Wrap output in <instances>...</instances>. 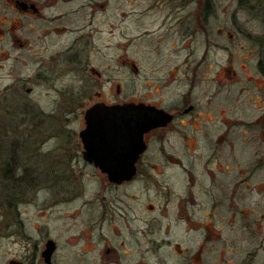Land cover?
I'll return each instance as SVG.
<instances>
[{
    "label": "flooded vegetation",
    "instance_id": "1",
    "mask_svg": "<svg viewBox=\"0 0 264 264\" xmlns=\"http://www.w3.org/2000/svg\"><path fill=\"white\" fill-rule=\"evenodd\" d=\"M204 3L207 14L210 5ZM111 5L0 0V95L9 118L4 122L0 116V125L6 133L22 134L19 144L26 150L32 145L56 150L59 135L70 137L61 157L53 154L55 164L94 168L105 187L114 189L111 200L85 208L81 230L25 232L26 244L7 264H264V188L256 180L264 170V142L254 145L251 159L244 158L248 148L233 142L227 112L211 109L212 95L206 100L210 110L193 95L195 68L189 72L186 34L178 33L186 2H148L131 9L138 18L130 34L131 57L121 52L126 16L119 3L112 10ZM167 6L170 11L155 18L162 19L155 30L141 27L139 19L153 7ZM168 23L177 41L161 48ZM148 38L156 41L147 53L159 57L152 64L156 68H145L139 58ZM261 38L264 44V30ZM104 48L117 53L116 73L107 76L112 64L100 62ZM169 54L175 56L171 63ZM257 64L264 73V61ZM123 68L133 83L128 95L122 94ZM75 98L82 102L76 109ZM125 105L131 107L92 111ZM140 131L144 150L134 173L111 178L101 164L119 166V153L133 147ZM255 134L261 139L264 131ZM161 173L164 190L155 202L137 184L159 182Z\"/></svg>",
    "mask_w": 264,
    "mask_h": 264
},
{
    "label": "rangeland",
    "instance_id": "2",
    "mask_svg": "<svg viewBox=\"0 0 264 264\" xmlns=\"http://www.w3.org/2000/svg\"><path fill=\"white\" fill-rule=\"evenodd\" d=\"M75 2H112L111 10L114 2L119 3L122 16H126L121 23V52H126V56L130 57L133 56L130 34L134 20L138 19H135L136 14L131 12V9H143L148 2H186L185 18L181 20L178 33L184 30L186 34L184 56L186 55V63L191 65L188 66L189 72L193 73L195 68L193 95L201 98V105L205 110H210L206 100L212 95L211 109L227 112L226 116L232 120L231 125L235 132L233 142L239 147L248 148L244 158H252L254 145L264 142L262 134L261 139L255 134L264 131V73H260L257 66L260 59L264 61V52L258 54L259 51H264L261 38L264 30V0H210L208 8L211 11L207 14L204 0ZM169 9V6L162 7L161 10L153 7L144 18L139 19V24L141 27L145 25L146 28L155 30L162 21L160 19L155 22V18L165 15ZM168 26L170 28L169 23ZM168 26L163 28L164 32L168 30ZM133 33L136 34V30ZM176 41V32L170 28L160 46L167 48L168 45L169 48ZM104 42H110L107 34ZM155 46L157 45L154 38H148L146 43L141 44L140 51L143 55L139 51V58L145 68L157 67L152 64L159 62V57L147 54L151 51L148 49ZM191 48H194V51ZM100 57V62H103L105 67L112 64V70L105 71L106 76L116 73V51L104 48V54ZM173 57L175 56L169 54L168 62L171 63ZM2 74L0 70V89L3 83ZM158 74L161 75V72ZM121 82L122 94H131L133 83L127 69H122ZM105 90L107 91L108 87H105ZM112 93H116L115 88ZM1 101L2 95L0 106ZM81 105L82 102L75 98V109ZM0 116L4 122L9 121L4 114L3 105L0 107ZM217 122L220 127L219 119ZM69 138L59 135L56 150L47 147L35 149L36 146L33 145L26 150L19 144H22V134L16 133L15 129L6 133L3 125H0V264H7L8 258L19 254L26 244L25 232L30 234L34 227L41 230L40 235L46 231L63 232L68 227L81 230L80 223L85 208L98 205L101 199L111 200L112 195L109 192L114 189L105 187L104 180L98 178L99 173L94 168L76 162L55 164L54 155L60 154L61 157L64 153L62 144L67 143ZM174 152L179 153V150ZM162 168L167 170L162 166L159 170ZM158 179L159 182L152 178L137 184V190L150 191L151 200L160 201L159 193L164 190L160 187L164 185L163 173ZM256 180H262L264 188V170L258 174ZM104 191L106 193H103ZM98 196L99 201L96 198ZM74 213L79 216L72 218Z\"/></svg>",
    "mask_w": 264,
    "mask_h": 264
},
{
    "label": "water",
    "instance_id": "3",
    "mask_svg": "<svg viewBox=\"0 0 264 264\" xmlns=\"http://www.w3.org/2000/svg\"><path fill=\"white\" fill-rule=\"evenodd\" d=\"M101 107V106H100ZM129 107H131L130 105H125L122 107H103L102 109L97 108V106L93 107L92 111L94 110H98L99 111H108V112H112L113 110H128ZM102 118V117H101ZM103 125V124H102ZM92 127V126H91ZM93 129V128H92ZM144 129H142L143 131ZM142 131H140L139 135H138V139L135 140L133 147H130L129 149H123L121 150V152L119 153L120 155V160L122 161V163H120V165L118 166H112V165H106V164H101V167L103 169V171L108 172L109 175L111 176V178L114 179V177L117 176H122V175H129V174H133L135 171V161L136 159L139 157V154L144 150V141L142 139Z\"/></svg>",
    "mask_w": 264,
    "mask_h": 264
},
{
    "label": "trees",
    "instance_id": "4",
    "mask_svg": "<svg viewBox=\"0 0 264 264\" xmlns=\"http://www.w3.org/2000/svg\"><path fill=\"white\" fill-rule=\"evenodd\" d=\"M204 2H206V3H208V4H209L210 0H204Z\"/></svg>",
    "mask_w": 264,
    "mask_h": 264
},
{
    "label": "bare ground",
    "instance_id": "5",
    "mask_svg": "<svg viewBox=\"0 0 264 264\" xmlns=\"http://www.w3.org/2000/svg\"><path fill=\"white\" fill-rule=\"evenodd\" d=\"M80 198V197H79ZM69 201H71V200H69Z\"/></svg>",
    "mask_w": 264,
    "mask_h": 264
}]
</instances>
